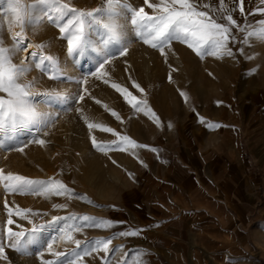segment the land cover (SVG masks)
Wrapping results in <instances>:
<instances>
[{"label":"rangeland","instance_id":"rangeland-1","mask_svg":"<svg viewBox=\"0 0 264 264\" xmlns=\"http://www.w3.org/2000/svg\"><path fill=\"white\" fill-rule=\"evenodd\" d=\"M23 2L31 3L32 0ZM123 2L134 8L144 7L152 14L144 0ZM193 2L201 6L212 4L213 8L217 5V0ZM62 3L79 10H92L101 7L104 0H62ZM227 6L239 25L234 31L237 40L230 44L232 56L217 58L205 54L201 58L180 41H173L162 55L159 49L145 45L132 33L127 54L120 56L117 53L99 76L91 75L98 67L99 57H81L73 62L67 53L66 39L61 37L56 26L55 12H37V23L26 28L24 43L34 39L36 45H44L42 49L34 50L38 54L35 62H39V56L51 55L62 69L55 73L45 62L48 71L42 72L33 65L26 79L35 80L34 91L59 93L65 99L52 106L38 105L40 111L51 114L53 122L39 132L34 130L31 135L26 131L20 133V140L27 143L23 152L0 149V169L34 181H59L71 193L61 196L9 193L0 181V243L5 245L8 256L7 261L0 259V264H42V259L60 264L65 257L58 258L54 253L70 255L76 246L71 241L60 240L61 233L57 229L72 224L82 225L81 231L72 233L74 239L82 241V247L115 234L110 248L120 249L115 253L92 252L79 264H105L106 260L108 264H160L156 250L152 248V231L147 229V222L152 209L155 213L156 205L163 198L148 178L156 174L164 161L191 136L209 138L226 148L232 145L233 137L227 131L237 128L238 152L243 153L245 161L254 160L252 165L264 181V40L252 37L244 42V29L251 31L264 21V0H244L243 13L234 0H227ZM199 10L207 9L200 7ZM210 14L223 22L218 12ZM12 20L7 12V0H4L0 3V27L6 46L14 43L8 31ZM15 30L19 31V27L13 24L12 31ZM240 48H243V54L238 51ZM20 52L14 57L15 63L20 62ZM30 59L32 62L31 56ZM50 74L68 79H50ZM85 78L87 83H84ZM113 83L127 88L137 101H145L146 106L141 104V110L136 111L111 86ZM134 84H139L144 91L140 92ZM81 95L83 100L79 99ZM112 111L118 113L119 120ZM85 117L87 123L111 127L121 136L127 135L147 147L131 149L124 144L119 148L108 147L114 142L119 143V136L97 128L89 129ZM201 118L220 126L210 129ZM93 136L106 146L104 152L93 147ZM0 139L5 137L0 135ZM36 139H43L45 144L35 143ZM262 196L261 205H264L263 187ZM5 201L13 211L16 221L13 225L6 223L8 208L4 206ZM54 204L67 207L54 208ZM17 207L31 209L27 215L35 224L45 225L44 238L50 243L49 237L56 240L53 252L47 251L43 241L29 246L26 254L7 247V227L20 231L17 224L24 229L33 226L15 215ZM73 215L78 219H69ZM84 215L113 223L107 228L89 226L92 221L85 223L79 219ZM53 217L65 219L49 224ZM134 230L139 234L120 235Z\"/></svg>","mask_w":264,"mask_h":264},{"label":"snow or ice","instance_id":"snow-or-ice-1","mask_svg":"<svg viewBox=\"0 0 264 264\" xmlns=\"http://www.w3.org/2000/svg\"><path fill=\"white\" fill-rule=\"evenodd\" d=\"M3 2L4 0H0V3ZM144 4L152 10V14L145 11L144 7L134 8L131 5H126L123 0H104L101 7L92 10H79L62 3V0H32L31 3L23 2V0H7V12L13 17L8 26V31L11 33V39L14 43L12 46L4 44L3 31L0 27V93L4 94L0 95V135L5 137V139H0V149L23 152L27 143L20 140L19 134L26 131L31 135L34 130L39 132L42 127H47L48 124L53 122L51 114L40 111L38 105L43 103L46 106H52L65 99L59 93L34 91L35 80L26 79L27 74L33 70V65L35 69L42 72L48 71L45 62H48L53 72H60L62 66L54 57L51 55L39 56V62H35L38 54L33 51L30 53L32 62H28L27 56L21 59L19 63L14 62V57L18 52L28 53V47L24 44L26 39L25 30L37 23V12L44 14L55 12L57 16L56 26L59 28L61 37L66 39L67 53L72 57L73 62L81 57H99L97 60L98 67L91 73L93 76L101 75L105 65L110 63L117 53L120 56L127 54V45L130 42L132 33L145 45L153 49H159L162 55L165 53V48L170 46L173 41L185 43L201 58L205 54L217 58L234 54L230 44L235 43L237 40L234 31L239 29V25L232 15L231 9L227 6V0H217L215 8L212 4L198 5L193 0H158L155 3L144 0ZM234 4L238 6L241 13L244 12V0H234ZM200 7L207 10H199ZM211 12H218L220 20L223 22H218L217 18L210 14ZM65 17L68 18L65 20ZM13 24L19 27V31H12ZM244 31L246 32L245 43L252 37L264 40V21L260 22L258 28L251 31L244 29ZM43 47L42 44L36 45L38 49ZM112 49H115V51H112ZM238 51L243 54L244 50L240 48ZM49 78L68 79L66 76L61 77L56 74H50ZM107 82L106 80L105 83ZM84 83H87L86 78ZM111 86L121 93L125 101L136 111L141 110V104L146 106L145 101H137V98L127 88H123L117 83H113ZM134 87L139 89L140 92L144 91L139 84H134ZM181 95L185 94L181 93ZM79 99L83 100L84 96H79ZM77 111L81 110L77 109ZM111 114L117 120L120 119L115 111H112ZM85 121L87 123L86 117ZM201 122L207 123L203 118H201ZM207 126L212 129L220 125L207 123ZM87 127L89 129L97 128L119 136V143L114 142L108 147L119 148L121 144L127 145L131 149L147 147L146 145L137 144L127 135L121 136L114 129L103 124L87 123ZM34 142L40 145L45 144L43 139H36ZM21 143H23V146H20ZM92 145L101 152L106 150V146L102 142H98L94 136L92 137ZM0 181L4 182L3 186L9 193L51 194L56 196L71 193V190L59 181H34L11 172L4 173L3 169H0ZM4 206L8 208L7 201H5ZM53 207L65 208L67 205L54 204ZM29 212H31V209L16 208L15 215L21 220H27L33 226L30 229H24L22 225L17 224L16 226L20 228V231H14L12 227H7V247L18 253L26 254L29 246L39 245L43 241L46 244L47 251L53 252V244L56 240L49 237L52 240L50 243L44 238L45 225L35 224L27 215ZM33 215L37 214L34 213ZM61 219L65 218L53 217L49 224ZM69 219L75 221L78 217L73 215ZM79 219L85 223L92 221L89 226L104 228L112 226L113 223L110 220L97 221L88 215L79 217ZM6 223L7 225L16 223L11 208H8ZM81 230L82 225L77 224L57 229L61 233L60 240L71 241L76 246V249L70 255H66L64 252L54 253L58 258L65 257L60 264H79L84 256L96 251L115 253L120 250L110 248L115 234L110 238L92 241L91 246L82 247V241L74 239L72 235L73 232ZM138 234V231L135 230L120 233L122 236H135ZM84 244L88 245V242H84ZM42 255L43 253H41V258ZM0 259L8 260L3 243H0ZM42 264H55V262L42 259ZM105 264H108L107 260Z\"/></svg>","mask_w":264,"mask_h":264},{"label":"crops","instance_id":"crops-1","mask_svg":"<svg viewBox=\"0 0 264 264\" xmlns=\"http://www.w3.org/2000/svg\"><path fill=\"white\" fill-rule=\"evenodd\" d=\"M227 132L226 148L191 136L148 178L163 198L147 222L160 264H264V181Z\"/></svg>","mask_w":264,"mask_h":264},{"label":"bare ground","instance_id":"bare-ground-1","mask_svg":"<svg viewBox=\"0 0 264 264\" xmlns=\"http://www.w3.org/2000/svg\"><path fill=\"white\" fill-rule=\"evenodd\" d=\"M15 31H17V30H15ZM24 44L28 47V53H25L23 51L20 52V54H18V55H20L18 59L21 60V59L25 58V56H27L28 57V62H29V59H30V56H31L30 53H32L36 49V42H35L34 39H29Z\"/></svg>","mask_w":264,"mask_h":264}]
</instances>
